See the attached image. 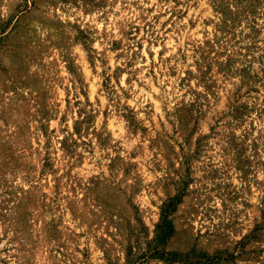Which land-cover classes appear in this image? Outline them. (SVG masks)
<instances>
[{"label":"rangeland","instance_id":"374dc122","mask_svg":"<svg viewBox=\"0 0 264 264\" xmlns=\"http://www.w3.org/2000/svg\"><path fill=\"white\" fill-rule=\"evenodd\" d=\"M176 194L167 250L264 264V0H0V264H125Z\"/></svg>","mask_w":264,"mask_h":264},{"label":"trees","instance_id":"16d2710c","mask_svg":"<svg viewBox=\"0 0 264 264\" xmlns=\"http://www.w3.org/2000/svg\"><path fill=\"white\" fill-rule=\"evenodd\" d=\"M181 202L180 194H176L164 203V210L161 215L160 223L157 226L155 245L147 251L138 255L130 249L127 253V263L125 264H145L151 259H159L169 264H222L237 259V255L226 251H219L211 254L207 251H198L195 246L187 251L176 249L167 250V242L174 236L175 227L170 215L175 211L177 205Z\"/></svg>","mask_w":264,"mask_h":264},{"label":"crops","instance_id":"0c3cea01","mask_svg":"<svg viewBox=\"0 0 264 264\" xmlns=\"http://www.w3.org/2000/svg\"><path fill=\"white\" fill-rule=\"evenodd\" d=\"M173 238V237H172Z\"/></svg>","mask_w":264,"mask_h":264}]
</instances>
